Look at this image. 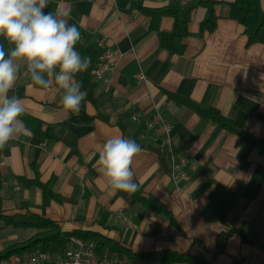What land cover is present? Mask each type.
<instances>
[{
  "label": "crops",
  "instance_id": "0c3cea01",
  "mask_svg": "<svg viewBox=\"0 0 264 264\" xmlns=\"http://www.w3.org/2000/svg\"><path fill=\"white\" fill-rule=\"evenodd\" d=\"M171 1L50 0L46 12L71 8L69 23L81 32L79 42L93 45L97 54L93 67L105 53L108 67L102 80L93 76L96 103L84 99L78 114L62 107L57 86L43 89L23 70L18 75L9 95L22 100L25 113L41 120L43 130L48 124L53 129L39 136L28 128L30 138L21 136L0 150L3 213H36L58 221L63 231L100 232L136 252L171 250L202 256L211 264H264V153L257 146L238 144L237 135L165 93L217 108L239 129L264 139V29L248 44L244 26L230 15L235 0H212L215 27L202 29L206 7L195 6L185 51L176 54L160 46L151 17L142 12ZM261 7L264 11V0ZM173 26L172 16L160 19V30L170 32ZM0 44L10 47L3 37ZM120 120L141 147L132 165L134 182L170 215L133 202V193L111 190L98 172L106 140L129 138ZM181 159L188 176L175 180L172 162ZM36 171L60 201L18 180L34 179ZM230 230H238L249 242L238 231L220 236ZM37 232L3 226L0 251ZM112 257L119 264H161Z\"/></svg>",
  "mask_w": 264,
  "mask_h": 264
},
{
  "label": "clouds",
  "instance_id": "9594fccd",
  "mask_svg": "<svg viewBox=\"0 0 264 264\" xmlns=\"http://www.w3.org/2000/svg\"><path fill=\"white\" fill-rule=\"evenodd\" d=\"M50 0H0V150L19 137H31L21 117L25 114L22 100L9 95L23 70L33 85L62 90L60 104L78 114L85 93L76 74L88 70L91 58L81 56L76 44L81 32L69 23L71 8L59 6L45 11ZM83 25H81L82 27ZM141 152L132 138L112 136L103 144L97 170L113 191L129 194L138 190L134 182L133 161Z\"/></svg>",
  "mask_w": 264,
  "mask_h": 264
},
{
  "label": "trees",
  "instance_id": "16d2710c",
  "mask_svg": "<svg viewBox=\"0 0 264 264\" xmlns=\"http://www.w3.org/2000/svg\"><path fill=\"white\" fill-rule=\"evenodd\" d=\"M205 6L206 15L202 20L203 30H212L216 25L215 2L212 0H199L194 3H184L183 0H173L165 6L159 8H144L142 12L151 17V28L155 30L159 37L160 46L170 52L182 54L185 51L186 45L184 38L188 35V23L191 19V13L195 6ZM230 15L233 19L237 20L245 28L248 35V44L257 41L259 34L264 29V11L261 7V0H235L230 6ZM163 16H172L174 18V26L172 31L165 32L159 29V22ZM76 50L80 55L88 56L91 58V64L87 71L76 74L78 82L81 83L85 93V99L96 103L94 95L96 83L93 82L92 68L97 58L96 52L93 50V45H84L78 41ZM170 99L174 100L179 105H184L192 111L198 113L200 116L217 124L221 128L234 133L238 137V144L247 143L259 147L260 151L264 153V139L254 136L244 130L239 129L234 121L223 116L217 108H204L191 99L176 94L173 92L165 91ZM21 119L27 128L32 130L36 135L46 136L50 135L52 126L46 125L43 130V122L39 119L33 118L28 114H24ZM119 125L123 133L135 140L134 136L127 133L122 120ZM159 155L162 157L164 152L158 150ZM24 185H35L39 187L45 194L55 201H60V196L55 193L48 183L42 182L39 178V173L36 171L34 179H26L18 177ZM2 180L0 179V228L3 226H20V227H33L38 229V232L30 238L15 242L0 251V261L5 260L15 254H24L33 250H38L43 254H53L61 252L67 245L71 236H77L86 240H92L96 243V250L108 255H117L120 257H128L130 259H142L158 261L161 264H171L175 262H183L189 264H211L202 256L192 255L188 252H176L171 250H164L159 252H136L129 247L123 245L121 242L112 239L109 236L103 235L100 232L92 230H73L71 232L63 231L59 222L48 217H43L39 214L33 213L23 216L20 213L7 214L2 210ZM133 202L142 203L149 210L162 215H170L169 212L161 206L157 201L152 198H147L142 195L140 188L133 193ZM24 220L18 222V219ZM238 230H230L228 233L220 235L227 237L233 232ZM239 232V231H238ZM240 233V232H239ZM245 242H249L248 238L240 233Z\"/></svg>",
  "mask_w": 264,
  "mask_h": 264
},
{
  "label": "built area",
  "instance_id": "2783aa9c",
  "mask_svg": "<svg viewBox=\"0 0 264 264\" xmlns=\"http://www.w3.org/2000/svg\"><path fill=\"white\" fill-rule=\"evenodd\" d=\"M109 57L108 53L103 54L98 65L92 68V75L97 80L105 77L108 67L105 59ZM140 79H144V75L140 74ZM170 130L169 127H166ZM186 161L175 160L172 162L171 174L173 179L186 178L188 171L185 168ZM0 264H119L118 261L108 255L96 250V243L92 240H86L81 237L71 236L68 245L61 251L53 254H43L38 250H33L23 257H15L13 259H5ZM121 264V263H120Z\"/></svg>",
  "mask_w": 264,
  "mask_h": 264
}]
</instances>
